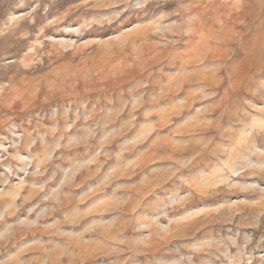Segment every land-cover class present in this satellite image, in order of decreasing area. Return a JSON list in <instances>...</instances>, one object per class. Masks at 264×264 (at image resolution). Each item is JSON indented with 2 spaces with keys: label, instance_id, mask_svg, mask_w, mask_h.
Here are the masks:
<instances>
[{
  "label": "rangeland",
  "instance_id": "374dc122",
  "mask_svg": "<svg viewBox=\"0 0 264 264\" xmlns=\"http://www.w3.org/2000/svg\"><path fill=\"white\" fill-rule=\"evenodd\" d=\"M0 264H264V0H0Z\"/></svg>",
  "mask_w": 264,
  "mask_h": 264
}]
</instances>
